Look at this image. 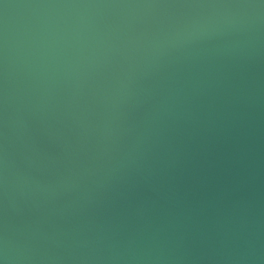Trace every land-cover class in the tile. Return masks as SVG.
<instances>
[{"label": "water", "instance_id": "95a60500", "mask_svg": "<svg viewBox=\"0 0 264 264\" xmlns=\"http://www.w3.org/2000/svg\"><path fill=\"white\" fill-rule=\"evenodd\" d=\"M0 264H264V0H0Z\"/></svg>", "mask_w": 264, "mask_h": 264}]
</instances>
